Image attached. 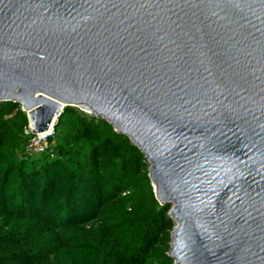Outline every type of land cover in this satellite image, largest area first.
<instances>
[{
  "label": "water",
  "instance_id": "1",
  "mask_svg": "<svg viewBox=\"0 0 264 264\" xmlns=\"http://www.w3.org/2000/svg\"><path fill=\"white\" fill-rule=\"evenodd\" d=\"M3 102L129 138L174 264H264V0H0Z\"/></svg>",
  "mask_w": 264,
  "mask_h": 264
},
{
  "label": "trees",
  "instance_id": "2",
  "mask_svg": "<svg viewBox=\"0 0 264 264\" xmlns=\"http://www.w3.org/2000/svg\"><path fill=\"white\" fill-rule=\"evenodd\" d=\"M28 124L19 104L0 103V264H174L171 205L129 138L66 107L52 149L18 161Z\"/></svg>",
  "mask_w": 264,
  "mask_h": 264
},
{
  "label": "built area",
  "instance_id": "3",
  "mask_svg": "<svg viewBox=\"0 0 264 264\" xmlns=\"http://www.w3.org/2000/svg\"><path fill=\"white\" fill-rule=\"evenodd\" d=\"M31 128L32 125L29 121L28 126L24 128V137L26 139V144L22 155L25 154L26 158H31L49 152L51 150L49 138L53 137L54 135V130H52L49 135H46V133H33Z\"/></svg>",
  "mask_w": 264,
  "mask_h": 264
},
{
  "label": "rangeland",
  "instance_id": "4",
  "mask_svg": "<svg viewBox=\"0 0 264 264\" xmlns=\"http://www.w3.org/2000/svg\"><path fill=\"white\" fill-rule=\"evenodd\" d=\"M24 148H25V146H23V147L21 146L16 151V156H17L18 161L26 159V155L25 154L22 155ZM50 148L52 149V145H50ZM43 155L44 154H41V155H37V156L31 157V158L37 160L40 156H43Z\"/></svg>",
  "mask_w": 264,
  "mask_h": 264
},
{
  "label": "bare ground",
  "instance_id": "5",
  "mask_svg": "<svg viewBox=\"0 0 264 264\" xmlns=\"http://www.w3.org/2000/svg\"><path fill=\"white\" fill-rule=\"evenodd\" d=\"M54 122H55V121H54ZM54 124H55V123L52 124L50 130L46 133V135H49V134L52 132Z\"/></svg>",
  "mask_w": 264,
  "mask_h": 264
}]
</instances>
